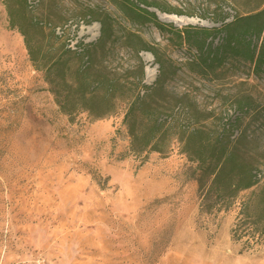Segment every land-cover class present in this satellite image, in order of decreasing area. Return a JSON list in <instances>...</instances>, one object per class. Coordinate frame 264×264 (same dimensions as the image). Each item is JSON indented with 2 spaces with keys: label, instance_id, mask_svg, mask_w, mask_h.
<instances>
[{
  "label": "rangeland",
  "instance_id": "1",
  "mask_svg": "<svg viewBox=\"0 0 264 264\" xmlns=\"http://www.w3.org/2000/svg\"><path fill=\"white\" fill-rule=\"evenodd\" d=\"M143 1L182 14L147 8L155 15L194 22L156 15L167 25L160 32L151 22L131 23L112 0H26L35 27L18 23L33 45L59 54L95 44L96 20H107L113 36L91 63L126 85L127 93L137 73L123 36L141 38L175 72L166 82L174 111L191 112L200 121L195 127L233 125L226 141L235 140L257 185L240 192L228 210H218L222 203L212 198L206 201L210 211H202L196 163L182 152L177 133L162 153H131L123 100L105 118L93 120L84 112L69 121L30 61L24 37L9 27L6 0H0V264H264V235L260 244L245 248V238L233 241L230 234L240 211L250 224L264 227V67L255 74L249 64L231 63L198 78L187 71L195 52L173 30L219 28L222 18L231 21L246 7L230 0ZM255 42L264 44V31ZM140 56L144 83L151 85L158 73L154 57Z\"/></svg>",
  "mask_w": 264,
  "mask_h": 264
},
{
  "label": "trees",
  "instance_id": "2",
  "mask_svg": "<svg viewBox=\"0 0 264 264\" xmlns=\"http://www.w3.org/2000/svg\"><path fill=\"white\" fill-rule=\"evenodd\" d=\"M112 1L131 23L151 22L160 32L165 31L167 25L162 24L155 13L147 9L158 7L143 0L139 1L145 8L132 0ZM230 1L234 6L246 7L245 12L228 22L222 18L219 28H173L187 50L195 52L194 58L187 63V71L198 78L213 75L219 68L231 63L244 66L249 64L255 74L263 71L264 44H257L255 41L264 31V0H254L252 5V0H248L244 5L239 0ZM26 3V0H6L9 27L17 28L24 37L30 61L34 68L43 74L59 111L67 116L69 121L84 112L93 120L105 118L112 114L115 102L123 100L127 103V110L122 123L130 139L131 153H162L166 142L177 133L182 152L190 161L196 163L195 180L198 183L202 211H210L212 204L206 201L212 198L216 200L215 205L222 203L218 210L221 207L228 210L240 192L257 185L256 176L252 175V166L239 159L235 140L226 141V133L233 125L216 131L210 130L206 124L195 127L200 121L191 112L180 114L174 111L167 100L169 91L166 82L175 72L141 38L133 34L123 36L124 45L133 53L137 73V82L132 84L127 93L126 85L108 78L103 72H96L91 63L98 50L104 52L105 44L113 36L112 26L107 20H96L100 24V33L95 44L84 46L82 49L79 46H75V49L67 48L59 54L57 51L48 53L41 45H33L26 28L18 23L19 19H23L28 28L35 27L27 17ZM158 10L166 14L182 15L160 8ZM221 35V41L215 42ZM131 37L136 41L133 44H129L133 41ZM142 52L150 53L157 65L158 73L151 85H146L143 80L145 65L140 56ZM183 122L187 126H182ZM232 123L235 124L236 121ZM239 215L244 216H238L237 222L231 228L232 240L245 238V248L260 244L264 227L250 224L246 212L240 211Z\"/></svg>",
  "mask_w": 264,
  "mask_h": 264
},
{
  "label": "bare ground",
  "instance_id": "3",
  "mask_svg": "<svg viewBox=\"0 0 264 264\" xmlns=\"http://www.w3.org/2000/svg\"><path fill=\"white\" fill-rule=\"evenodd\" d=\"M159 17L165 21H170L173 23H185V22H194L192 19L184 18V17H176L174 15H164V14H158ZM146 77L148 80H152L154 77V73L147 71Z\"/></svg>",
  "mask_w": 264,
  "mask_h": 264
},
{
  "label": "water",
  "instance_id": "4",
  "mask_svg": "<svg viewBox=\"0 0 264 264\" xmlns=\"http://www.w3.org/2000/svg\"><path fill=\"white\" fill-rule=\"evenodd\" d=\"M156 15L158 16V18H160L159 15H158L157 13H156Z\"/></svg>",
  "mask_w": 264,
  "mask_h": 264
}]
</instances>
